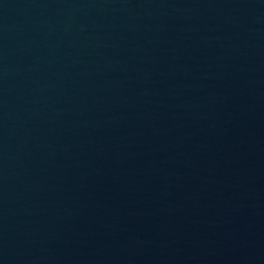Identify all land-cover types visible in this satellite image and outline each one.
<instances>
[{
	"label": "water",
	"instance_id": "95a60500",
	"mask_svg": "<svg viewBox=\"0 0 264 264\" xmlns=\"http://www.w3.org/2000/svg\"><path fill=\"white\" fill-rule=\"evenodd\" d=\"M29 0H0V140L18 41Z\"/></svg>",
	"mask_w": 264,
	"mask_h": 264
}]
</instances>
